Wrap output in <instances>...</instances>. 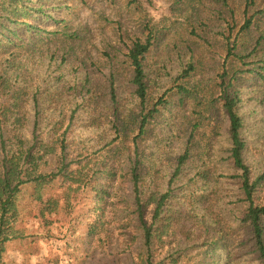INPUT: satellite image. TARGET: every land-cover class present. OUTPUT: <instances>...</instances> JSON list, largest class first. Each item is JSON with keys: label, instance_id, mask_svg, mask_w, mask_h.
Returning <instances> with one entry per match:
<instances>
[{"label": "trees", "instance_id": "1", "mask_svg": "<svg viewBox=\"0 0 264 264\" xmlns=\"http://www.w3.org/2000/svg\"><path fill=\"white\" fill-rule=\"evenodd\" d=\"M248 7L236 35L227 8L208 24L211 74L191 47L176 76L152 66L147 24L97 80L64 0H0V264L30 201L46 226L74 213L103 264H264V8Z\"/></svg>", "mask_w": 264, "mask_h": 264}, {"label": "rangeland", "instance_id": "2", "mask_svg": "<svg viewBox=\"0 0 264 264\" xmlns=\"http://www.w3.org/2000/svg\"><path fill=\"white\" fill-rule=\"evenodd\" d=\"M228 2L229 5L224 7V2L218 0H139L140 7H136L137 5H130L129 0H64V4L70 6V9L63 8L58 16L60 19L66 18L70 32L77 34L75 46L80 59L74 64L80 66L79 70H89L97 80H102L98 69L108 73L112 62L120 66V62L125 59L124 52L128 51V44L136 36L144 37L147 24L155 28V34L158 32V40L148 55L152 66L176 76V70L180 66L176 61L177 57L180 53H187L191 47L204 52L203 71L211 74V57L221 62L224 55L216 36L211 38L208 34V24L213 26L214 21L223 22L219 10L227 8L225 16L229 20L234 15L237 25L233 34L236 35L245 21L247 3L251 12L264 8V0H255V3H251V0H227L226 3ZM229 7L234 11L231 12ZM222 17L224 18L223 15ZM56 27L48 26L49 29ZM263 30L264 18L253 27L250 35H258ZM199 34H204L211 45L203 46L206 44ZM107 54H110L109 57L116 55L117 58L109 61ZM255 82L259 86L261 79L257 77ZM260 114L262 115L261 112ZM256 116L260 117L259 114ZM263 147L264 138L260 148ZM261 193H264V188ZM115 198L119 200L118 197ZM26 208L22 221L12 227L16 239L8 244L7 264H103L105 258L102 250L96 243L88 246L79 237L84 227L78 225V218L74 213H69V209L51 216L53 223L46 226L47 217H35L36 209L31 201ZM39 220L40 223H36ZM111 220L112 226L117 228L115 233L122 238L128 228L121 227L124 223L114 213Z\"/></svg>", "mask_w": 264, "mask_h": 264}]
</instances>
